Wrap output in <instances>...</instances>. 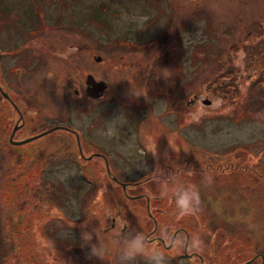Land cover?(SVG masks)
<instances>
[{"label": "rangeland", "instance_id": "1", "mask_svg": "<svg viewBox=\"0 0 264 264\" xmlns=\"http://www.w3.org/2000/svg\"><path fill=\"white\" fill-rule=\"evenodd\" d=\"M262 10L264 0H0V84L24 119L14 137L71 126L84 139V154L101 151L108 161L117 159L113 168L121 179L153 174L128 185L127 193L160 196L157 168L165 174L179 168V179L206 206L182 217L171 198L152 199L154 231L145 199H128L119 184L108 180L101 156L80 155L71 132L59 128L23 144L10 143L19 114L0 92V264H121L115 249L103 260L89 255L81 234L92 232L91 243H96L94 229L105 241L142 232L164 252L166 264H261L264 69L243 75L244 86L234 78L236 87L191 88L227 75H214L222 69L224 52H235L237 60L244 44L257 39ZM125 13L149 19L133 24ZM262 50L264 40L251 52ZM95 54L102 62H95ZM119 59L128 62L123 69ZM84 71L108 83L99 101L87 97L83 83L79 86ZM177 82L181 88L172 84ZM158 85L165 89L153 88ZM78 88L80 96L74 92ZM196 92L210 103H191ZM180 114L187 124L179 130L192 141L183 137L179 143L167 133ZM158 115H164L160 123L165 119L173 125L161 128L155 124ZM139 138L153 147L137 145ZM210 162L214 169L206 167ZM219 163L225 170L218 169ZM184 218L191 221L190 239L198 235L202 240L200 250L186 252L169 242V236L183 231ZM177 236L184 238L180 232ZM196 252L202 253L199 258L190 255ZM128 264L147 261L137 257Z\"/></svg>", "mask_w": 264, "mask_h": 264}, {"label": "flooded vegetation", "instance_id": "2", "mask_svg": "<svg viewBox=\"0 0 264 264\" xmlns=\"http://www.w3.org/2000/svg\"><path fill=\"white\" fill-rule=\"evenodd\" d=\"M262 11H264V10H262ZM261 14L264 16V12H262ZM148 19L149 18H146L145 21H147ZM254 36L257 39L256 40L252 39V40H250L249 43L244 44L243 50L240 51L239 54L237 55V60H239V62L236 60V57H234L235 52H228V51H225L224 52L223 62H222V69L221 70H218L216 73H214V75H215V78H217L218 76H220L222 72H227V75L223 76V78L219 82L203 84V87L201 89L198 88V82H196L194 85L192 83L193 86H192L191 89L192 90H195V91H198V90H219L220 88H223L224 86H226V84L228 86L236 87L235 82H233L234 78L239 79L238 86L240 87V86H244L245 83H246L245 82L246 78L243 77V75H245V74H248L249 76H256V75H258L260 73V71L264 69V50H262L260 52H257V53H254V52H251V51L254 50L255 47H258V48H262L263 47V40H264V19H262L260 21V23L257 25V28H256V31H255ZM39 41H40L39 39H36V42L37 43H39ZM79 48H81L80 45H79ZM191 52H192V55H194V53L196 51L193 50ZM97 55H99V54H95L94 59H95V57ZM58 56L61 57V58H63V59H65V57H63V56H60V55H58ZM1 58H2V51H1V55H0V61H1ZM174 59H176V58H174ZM228 59L232 60L231 65H228V63H229ZM102 60H103V58L101 56V58L99 60H96L95 59V62L96 63H100V62H102ZM190 62H191V72L194 73V72H196L197 64L194 62L193 57L191 58ZM117 63L119 64V66H122L120 68L123 69L128 62L119 59L117 61ZM176 64L178 65V67H176V68L178 69L179 73L181 74V67H180L181 60H179ZM154 69L157 70V71H159L158 67H155ZM83 73H86V75L83 77V81L82 82H79V86L83 83L82 84V88L84 87L86 89V86H87L86 79H87V74L88 73H92L95 76L96 79H101V78H97V75L94 72H87V71L85 72L84 71ZM137 73L139 74L140 72H137ZM144 75L147 76V74L145 72H144ZM153 75L156 76V73L153 74ZM143 80H145V79H143ZM193 80H194V77H193V79L191 81H193ZM172 84L174 86L178 87V88H181V84H179L178 82L177 83H172ZM184 84H185V87L188 86L189 81L186 79L185 82H184ZM261 84L264 85V81L263 80L261 81ZM125 85H127L128 87H130V89H132V84H130L128 81L125 82ZM107 88H108V83H107V87L104 89L103 93L100 96H98V97H92V96H88L87 95V97H89L90 99H92L94 101H99L101 98L104 97V95L106 93L105 91H106ZM139 88L141 89V86ZM153 88L156 89V90H158V91H163L165 89L164 87H161V85H158V86L153 87ZM74 92L78 93V95L80 96V94H79V88L78 89H75ZM84 92H85V90H84ZM199 99L203 103H207V102H205V99L206 98H199L198 92L194 93L193 98H191V103H198ZM209 100H211V99H209ZM187 104H189V102H187ZM20 112H21V110H20ZM157 117H158V119H157V121L155 120V124H158L161 128L163 127V128H166L167 129L166 124L167 125H169V124L167 123V121H165V119H162L161 120V123L159 122L161 118H164V115L163 116L158 115ZM183 118L184 117L181 114L178 115V116H176L174 118V121H173L174 123H176V125L175 126H172L173 124H170L169 126H172V127H170L169 129H167V133L170 134L172 137H173L172 134H174L175 137H177L179 139V141H180L179 143H181L183 137L186 138L185 140L187 142H189L188 140L192 141L189 138V136H188L187 133H182L179 130L180 128L183 127V125H186L187 124V123H184L183 122ZM17 123L18 124H21V125L15 130V133H16L17 130H19V128H21V126H23L24 119H23L22 112H21V118L17 121ZM149 126L153 128L152 125H149ZM68 127L74 129L71 126H68ZM66 130L69 131V132H71L72 134H74L71 130H69V129H66ZM15 133H14V135H15ZM149 135H152L151 132L149 133ZM171 136H168L166 138H170L171 139L172 138ZM164 138H165V136L159 137L157 144L161 143L162 140H164ZM140 140H141V138L137 139V145H139V146L143 145L144 147H153L151 145L150 146H146ZM75 142H76V145H77L78 144V140L76 141V136H75ZM79 142H80L81 150L83 151V149H85V145H84L85 143H84V139L81 138L80 134H79ZM77 148H78V145H77ZM97 153L102 154L101 151L100 152H92V153H89V154H92L91 157H93L95 155L101 156L100 154H97ZM122 153L125 155L124 152H122ZM182 154H183V152L181 153V155ZM181 155H180V159H181ZM149 158H150V156H148L146 158V160H149ZM151 158H152V160H156L158 158V156L157 155H154V156H151ZM163 158L164 157H162V159ZM103 161H104V164L106 166V170H107V166L109 168V172L107 170L108 180L109 181L112 180L111 182H113V183H115L117 185L119 184L123 188V190H124L125 194L127 195V198L128 199L144 198L145 199L146 206L148 204V207H150V204L152 202V199L154 200V197L155 196H158V195H155L154 197H152V196H149V194H146V193H127L126 192V187H128V185L138 184V183H140L142 181L148 180L149 177H152L153 176V174H148V175L144 176L143 178L139 179L138 181H135V180H130V181L123 180V179L120 178L119 173L115 172L114 171V168H113L114 162L117 161L116 158L113 161L112 160L108 161V159H107V163H106V160L103 159ZM221 166H222V163H219L218 164V169L219 170H225V168H223ZM206 167H209L211 169H214L215 166L213 165L212 162H210V163H207L206 164ZM170 169L173 172L170 175H172L174 177L176 176L177 178H180L181 179L182 174L180 173V169L179 168L175 169V168H172L171 167ZM165 175H167V174H165ZM260 175L263 176V174H260ZM161 178H163V177H161ZM202 199H203V197H200V204L203 203ZM200 204H199V206L197 208H204V207H206V206H200ZM116 223H117V221H116L115 217H112L111 218V227H115L116 226L115 225ZM153 224H154V219H153ZM157 228H158V222H157V225H156V228H155L154 231H156ZM176 235H177V232L174 233V236H175L174 238L175 239H176ZM157 237H159V236H156V238ZM156 238H154V239H156ZM186 238L188 239L189 237L186 236ZM200 254L201 253L196 252V253H193L191 256H197L199 258L198 255H200ZM186 255L188 256V254H186ZM261 258H262L261 264H264V255H263V253H261ZM260 261H261V259H260ZM251 262H253V260H251L250 263ZM201 263H204V258L201 259Z\"/></svg>", "mask_w": 264, "mask_h": 264}, {"label": "clouds", "instance_id": "3", "mask_svg": "<svg viewBox=\"0 0 264 264\" xmlns=\"http://www.w3.org/2000/svg\"><path fill=\"white\" fill-rule=\"evenodd\" d=\"M125 18L133 24L142 25L145 17L134 13L132 15L124 14ZM155 177L159 185L161 198H171L180 216L193 214L200 204L198 192L192 188L185 186L182 181L172 175L163 172L157 168ZM163 177V178H161ZM72 223L69 225L71 227ZM96 235V243H91L93 239L92 232H82L81 238L84 243H88L90 247L89 255L103 260L110 256L115 249L118 253L121 264H128L134 261L137 257H143L147 264H166L164 252L155 245H150L146 236L142 232L130 234L121 241L119 237H114L111 241H105L100 238L96 230H93ZM169 242L174 243L177 247H184L193 251L200 250L203 242L198 235H194L190 240L175 238L169 236Z\"/></svg>", "mask_w": 264, "mask_h": 264}, {"label": "water", "instance_id": "4", "mask_svg": "<svg viewBox=\"0 0 264 264\" xmlns=\"http://www.w3.org/2000/svg\"><path fill=\"white\" fill-rule=\"evenodd\" d=\"M0 55H1V51H0ZM100 58H101V57H100L99 55H97V56L95 57L96 60H99ZM86 83H87L86 94L89 95V96H93V97H98V96H100V95L103 93V91H104V89L106 88V86H107V84H106V82H105L104 80H102V79L96 80V79L94 78V76H93L91 73H88V75H87V79H86ZM0 92H1V94H2L4 97H6V98H8L9 100H11L12 104L14 105V107L18 110V112H19V116H20V118H21V112L19 111V109H18L17 105L15 104V102H14V101L11 99V97L9 96L8 92L5 91L4 89H2L1 86H0ZM205 102L209 103L210 100L205 99ZM20 125H21V124H18V123L16 122V123L14 124L12 130H11L10 135H9V141H10L11 143H13V144H21V143L27 142V141H29V140H31V139H34V138H36V137H38V136H40V135H42V134H44V133H46V132H49V131L53 130V129L56 128V127H64V126H53V127L49 128V129H47V130H44V131L39 132V133H37V134H33V135L28 136V137H26V138H22V139H14L13 136H14L15 130H16ZM76 137H77V140H78V142H79V139H78V133H77V132H76ZM79 148H80V145H79ZM80 152H81V154H82L81 148H80ZM88 157H91V155L88 156ZM107 170H108V172H109V168H108V166H107ZM114 178H115V177H114ZM147 208H148V204H147ZM148 212H149V214L151 215L150 211H148ZM154 225H155V227H156V225H157L156 219H154ZM173 235H174V234H173ZM185 250H186V248H185ZM188 255H189V254H188Z\"/></svg>", "mask_w": 264, "mask_h": 264}, {"label": "trees", "instance_id": "5", "mask_svg": "<svg viewBox=\"0 0 264 264\" xmlns=\"http://www.w3.org/2000/svg\"><path fill=\"white\" fill-rule=\"evenodd\" d=\"M187 186V185H186ZM192 187V186H191ZM154 202L155 201H160V202H162L163 203V200H161V197L160 196H155L154 197V200H153ZM196 209H198V208H196ZM147 212H148V209H147ZM152 214V213H151ZM148 215L152 218V219H154L155 218V216L153 215V216H151L150 214H149V212H148ZM181 222H182V229H183V231H179L180 233H182V234H184V238H186V236L187 237H189L188 239L190 240V236H191V234H190V229H191V221L188 219V218H184V219H181ZM201 222H202V220L201 221H198V226L200 227V224H201ZM240 222H242V221H240ZM179 232H177V235H178V233ZM176 235V237L179 239L180 238V236H177ZM190 235V236H189ZM202 254V253H201Z\"/></svg>", "mask_w": 264, "mask_h": 264}, {"label": "bare ground", "instance_id": "6", "mask_svg": "<svg viewBox=\"0 0 264 264\" xmlns=\"http://www.w3.org/2000/svg\"><path fill=\"white\" fill-rule=\"evenodd\" d=\"M186 252H187V248H186ZM186 254H188V253H186ZM190 255H192V254H190ZM249 262V261H248ZM247 263V262H246Z\"/></svg>", "mask_w": 264, "mask_h": 264}]
</instances>
